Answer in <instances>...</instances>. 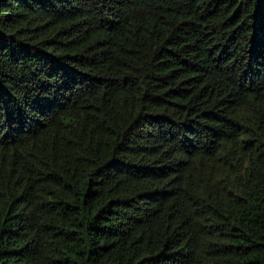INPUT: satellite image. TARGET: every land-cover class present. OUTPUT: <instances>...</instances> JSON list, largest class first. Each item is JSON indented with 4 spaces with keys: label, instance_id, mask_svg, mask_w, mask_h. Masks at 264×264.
I'll return each mask as SVG.
<instances>
[{
    "label": "trees",
    "instance_id": "1",
    "mask_svg": "<svg viewBox=\"0 0 264 264\" xmlns=\"http://www.w3.org/2000/svg\"><path fill=\"white\" fill-rule=\"evenodd\" d=\"M0 264H264V0H0Z\"/></svg>",
    "mask_w": 264,
    "mask_h": 264
}]
</instances>
